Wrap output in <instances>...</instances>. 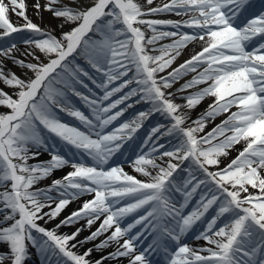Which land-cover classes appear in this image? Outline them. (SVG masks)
Segmentation results:
<instances>
[{
  "label": "snow or ice",
  "instance_id": "6c2138e0",
  "mask_svg": "<svg viewBox=\"0 0 264 264\" xmlns=\"http://www.w3.org/2000/svg\"><path fill=\"white\" fill-rule=\"evenodd\" d=\"M153 2L35 0L34 14L50 13L57 32L29 18L26 0H0V83L12 89L0 88V264H25L29 246L46 264H161V253L162 264H264V0ZM158 13L183 19H144ZM197 42L199 51L167 71ZM205 98L212 102L185 127L182 109ZM135 104L149 107L120 123ZM153 114L169 123L138 143L134 134ZM162 137L171 138L169 150ZM178 170L187 173L182 184ZM84 196L91 198L55 227L40 223ZM82 219L88 228L101 222L80 246L110 231L94 247L115 250L94 262L93 248L73 251L83 227L57 230ZM146 232L153 239L138 251ZM189 236L205 244L194 248Z\"/></svg>",
  "mask_w": 264,
  "mask_h": 264
},
{
  "label": "bare ground",
  "instance_id": "6f19581e",
  "mask_svg": "<svg viewBox=\"0 0 264 264\" xmlns=\"http://www.w3.org/2000/svg\"><path fill=\"white\" fill-rule=\"evenodd\" d=\"M27 4H28V11L27 14L29 16L30 19H32V21L34 23H37L38 25H40L42 28L45 27H50V28H54L56 29L57 32H59V28L57 27V25L59 24V21L52 18L50 13L48 12H43V19H40L37 15L34 14V10L32 5L34 4L35 0H26ZM41 3H44L45 0H40ZM83 2V0H82ZM144 0H141V3H143ZM168 2V0H154L152 7L158 6V5H162L163 3ZM10 19L13 21L14 24H18V23H23L22 20H19L15 15H11L10 14ZM144 19H173V20H177V19H183L182 17H178L173 13H158L152 16H147L144 17ZM159 30H167V31H171L173 29H171L170 27H163L161 26ZM146 35H151V32H146ZM171 39L170 38H166L165 40L159 42V43H170ZM18 47L20 48V52L16 53V56L20 59H24V57L21 55L22 52H24L25 50V46L22 43L18 44ZM201 45L197 42V43H190L183 51L182 54L173 62V64L171 65V67L167 70L170 71L171 68H175L177 66H179L181 63H183L185 60L189 59L191 55H193L196 51L200 50ZM158 54V53H157ZM28 60H31L30 57L27 58ZM5 64L7 66V69H11L13 72H15L18 76H22V70L15 66L10 60L5 61ZM166 74V73H165ZM194 75V73H189L187 76L182 77L178 82H176L173 85L172 89H169V91H175L177 88L180 87V85H182L186 80L190 79L191 76ZM92 86V85H91ZM199 87L202 86H197V88L194 89H189L188 92L185 93H181L180 95H187L190 92L196 91L198 90ZM0 88H4V91L11 93L12 89L5 87L2 83H0ZM130 103L132 101H129ZM176 103H184V101L180 100V99H176L175 100ZM212 102L211 98H205L200 105H198L195 109L193 110H188V109H182V111L188 112L190 119L188 121H186L185 123V127L189 126V124H191V121L194 120L198 115H200L203 111H205L208 107V105ZM149 107V105L146 104H135L133 108L128 109L133 110L132 112V117L135 116L138 112H140V109H143L144 111L147 110V108ZM2 110V109H0ZM233 111H235V109H233ZM131 117V118H132ZM226 118V114H222L218 117H216L215 120H208L206 121V127L204 129V133L210 131L216 124H219L223 119ZM130 120V119H129ZM126 121V120H125ZM169 123V121H166L163 117H161L159 114H153L151 115V117L145 121H143L142 126H141V130L144 131L145 127V132L144 134L148 135V133L151 131V129L153 127H156L158 124L159 125H167ZM203 133H201L202 135ZM137 137L139 136H134V139L137 141ZM168 139H170V137H162L158 143H162L164 141H167ZM143 140H140L139 143H142ZM241 146L240 145H236V149H239ZM165 150H169L168 148ZM236 155V151L231 152V155L229 157L232 158ZM46 155L42 156L41 159H46ZM167 159V158H165ZM35 162V161H30V163ZM175 162V161H174ZM225 163H227V160L224 161ZM125 170L129 171L131 173V169L128 168L127 166H125ZM65 171H67V169H65ZM180 170L177 171V173H175V178L178 179V175H179ZM61 175L60 172H56L54 174V176L52 178H56L59 177ZM185 178H187V173L185 175ZM51 183V178L50 179H45L42 180L40 182H38L37 187H44L48 184ZM91 198L90 196H84L76 201H73L72 203H70L60 214V216L54 220L51 221L47 224H44L43 221H41L40 223L42 224V226L46 227V228H53L55 227V224L59 223L60 220L64 219L65 216L69 215L72 211L77 210L79 206L82 205L83 201L85 199H89ZM54 206V205H53ZM47 210V209H45ZM191 211V208L190 210ZM211 211V210H210ZM186 214V213H185ZM131 220L127 221L130 222ZM101 221H97L96 223H94L91 228L87 227L86 224V220L82 219L79 222L70 225V226H64L61 227L60 229L57 230V234H71L72 232H74L77 228H81L83 227V230L80 232V234L76 237L75 240L70 241V244H77V247L75 249H72L73 251L77 252L78 254H83L84 251H86L88 248H93V252L91 253V255L88 257V259L90 261H95L97 259H100L102 256H106L108 253H111L115 250L116 245L113 243L112 245H110L107 248L101 249V250H96L95 249V245L100 243L102 240H104L108 235H110V231L108 233H104L103 235H101L100 237H98L96 240L90 241L86 244H84L83 246H80L77 242L83 240L86 236L90 235L92 231H95L97 227H99V223ZM122 226H126V225H122ZM136 231L132 232V235H135ZM186 243H188L190 246L192 247H198V246H202L205 244V242L203 240L200 241H196L192 238H190L189 240L185 241ZM122 243V240H121ZM139 251V249H138ZM36 258L42 259L43 264H46V258L42 257L35 248H32L31 246H29V255L28 258L26 259V261H30V264H38L36 260ZM25 261V264H26ZM53 263H55V257H53ZM104 264H128L127 258H119L116 260H105Z\"/></svg>",
  "mask_w": 264,
  "mask_h": 264
},
{
  "label": "rangeland",
  "instance_id": "374dc122",
  "mask_svg": "<svg viewBox=\"0 0 264 264\" xmlns=\"http://www.w3.org/2000/svg\"><path fill=\"white\" fill-rule=\"evenodd\" d=\"M182 181H183V179H182ZM40 260V262H41V259H39Z\"/></svg>",
  "mask_w": 264,
  "mask_h": 264
}]
</instances>
